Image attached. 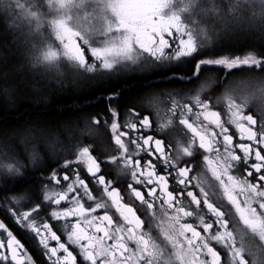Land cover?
<instances>
[{"label": "snow or ice", "instance_id": "1", "mask_svg": "<svg viewBox=\"0 0 264 264\" xmlns=\"http://www.w3.org/2000/svg\"><path fill=\"white\" fill-rule=\"evenodd\" d=\"M0 89V264H264V0H0Z\"/></svg>", "mask_w": 264, "mask_h": 264}, {"label": "trees", "instance_id": "2", "mask_svg": "<svg viewBox=\"0 0 264 264\" xmlns=\"http://www.w3.org/2000/svg\"><path fill=\"white\" fill-rule=\"evenodd\" d=\"M248 42V39L242 38L240 41L229 45V47L236 54L242 55L243 53L240 50L244 48L246 43ZM50 111H57V107L55 105L51 106ZM88 111L94 112L96 111V109H88ZM38 112L43 113V109L40 107L39 103L35 100L34 97L26 94H21L10 99L9 97L5 96L2 89H0V113L4 114L9 124H12L15 121L19 120L21 116H23L24 118H35ZM86 129L87 128L82 122L81 130L84 131Z\"/></svg>", "mask_w": 264, "mask_h": 264}, {"label": "flooded vegetation", "instance_id": "3", "mask_svg": "<svg viewBox=\"0 0 264 264\" xmlns=\"http://www.w3.org/2000/svg\"><path fill=\"white\" fill-rule=\"evenodd\" d=\"M247 73H237V75L235 76V78H231L229 84L227 85V87L230 88V86L233 84V82H236L238 80H242L243 78H246ZM224 92V87H222L218 92H217V97L221 96L222 93ZM250 93V92H249ZM249 93H247L246 95H248ZM256 93V92H255ZM261 93H256V97H257V106H259L260 104V97ZM244 96V95H243ZM238 98L240 96H237ZM216 97H214L215 99ZM166 101L164 102H160V106H159V114H160V118L161 120H165L167 118V109H166ZM145 104L147 106V101H145ZM220 108L222 111L225 112L226 114V103H221L220 104ZM153 113H154V118H155V109H152ZM255 110V109H254ZM226 118V115H225ZM109 137H110V132L107 131V129L103 126L100 127H95L93 126V129L91 130V132L88 131L87 134V139L90 143L94 144V147L99 151V152H104L107 144L109 142ZM220 198L222 199V195L220 196ZM213 199H217L216 196L213 197ZM224 203L226 204L227 202L224 201ZM230 207V206H229ZM233 215H234V210H233ZM238 219V218H237Z\"/></svg>", "mask_w": 264, "mask_h": 264}, {"label": "rangeland", "instance_id": "4", "mask_svg": "<svg viewBox=\"0 0 264 264\" xmlns=\"http://www.w3.org/2000/svg\"><path fill=\"white\" fill-rule=\"evenodd\" d=\"M247 76H248V74L246 75V78H243L242 80H238L236 82H233V84L230 86V88H234L236 90V96L241 97V96L246 95L247 93H249L251 91H255L256 93H260V87L261 86L257 85V86H255V88H253V86L249 84ZM83 132L87 137L88 129L84 130Z\"/></svg>", "mask_w": 264, "mask_h": 264}]
</instances>
